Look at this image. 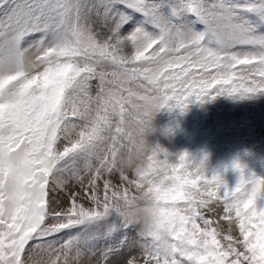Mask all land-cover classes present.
<instances>
[{
	"label": "snow or ice",
	"instance_id": "1",
	"mask_svg": "<svg viewBox=\"0 0 264 264\" xmlns=\"http://www.w3.org/2000/svg\"><path fill=\"white\" fill-rule=\"evenodd\" d=\"M260 94L264 0H0V264H264V175L147 139Z\"/></svg>",
	"mask_w": 264,
	"mask_h": 264
},
{
	"label": "rangeland",
	"instance_id": "2",
	"mask_svg": "<svg viewBox=\"0 0 264 264\" xmlns=\"http://www.w3.org/2000/svg\"><path fill=\"white\" fill-rule=\"evenodd\" d=\"M148 141L176 155L187 152L197 162L204 159L207 175L219 171L230 186L239 173L231 167L239 157L248 168L264 175V94L252 98L219 95L204 102L193 101L183 111L162 108L153 120ZM227 166V168H226ZM221 243L228 235L227 221L214 216ZM138 255V254H137Z\"/></svg>",
	"mask_w": 264,
	"mask_h": 264
},
{
	"label": "bare ground",
	"instance_id": "3",
	"mask_svg": "<svg viewBox=\"0 0 264 264\" xmlns=\"http://www.w3.org/2000/svg\"><path fill=\"white\" fill-rule=\"evenodd\" d=\"M227 225H228V223H227Z\"/></svg>",
	"mask_w": 264,
	"mask_h": 264
}]
</instances>
